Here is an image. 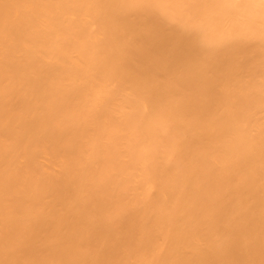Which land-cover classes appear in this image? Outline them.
Returning <instances> with one entry per match:
<instances>
[{"label":"bare ground","instance_id":"obj_1","mask_svg":"<svg viewBox=\"0 0 264 264\" xmlns=\"http://www.w3.org/2000/svg\"><path fill=\"white\" fill-rule=\"evenodd\" d=\"M0 264H264V0H0Z\"/></svg>","mask_w":264,"mask_h":264}]
</instances>
